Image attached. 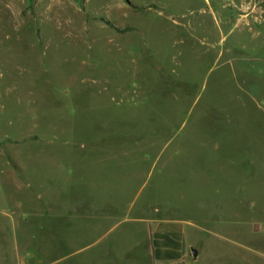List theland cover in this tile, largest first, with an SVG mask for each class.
Masks as SVG:
<instances>
[{
    "label": "rangeland",
    "instance_id": "1",
    "mask_svg": "<svg viewBox=\"0 0 264 264\" xmlns=\"http://www.w3.org/2000/svg\"><path fill=\"white\" fill-rule=\"evenodd\" d=\"M247 87L264 98V0H0V264H137L157 215L201 245L185 264H264L230 199Z\"/></svg>",
    "mask_w": 264,
    "mask_h": 264
},
{
    "label": "crops",
    "instance_id": "2",
    "mask_svg": "<svg viewBox=\"0 0 264 264\" xmlns=\"http://www.w3.org/2000/svg\"><path fill=\"white\" fill-rule=\"evenodd\" d=\"M256 93L259 94L253 87H247L245 99L240 100L239 103L241 111L235 108V111H232L233 115L229 114L226 118L228 131L232 136L227 142L228 150L234 155L233 158H241L237 169L242 173L241 180L236 181L233 185L237 190L236 196L233 195L230 199L233 201L234 198H240V194L248 199L251 196L250 209L247 208L260 214L258 218L260 219V230L264 231V100H262L264 98L261 99ZM240 126L241 132L238 130ZM220 147L221 140L217 139L214 147L215 153L220 151ZM15 168H9L5 173L7 183L13 185L19 183V179H21V166L17 163ZM229 186L232 187V184ZM5 201V204H13L12 208L8 207L10 213L12 210H17V215L20 217L21 196L7 198ZM72 214L70 212L68 215L73 216L74 219L75 215ZM85 216L89 219H96L90 215ZM76 217H84V215L79 213ZM97 219L108 220L109 218L107 215H102ZM137 220L144 225L143 230L146 233L148 244L147 246L144 243L142 247V241H135L138 250L146 251V255L144 252V256L137 255L133 258L137 264L145 262L147 264H185L189 259H197L200 256L201 245H199V251L196 250L197 256L194 258L191 254L193 246L185 241V221L159 215L155 217L142 216ZM255 227L256 224H254ZM213 235L220 234L213 233ZM243 235L242 231L241 236L243 237ZM241 246H244V243H241Z\"/></svg>",
    "mask_w": 264,
    "mask_h": 264
},
{
    "label": "water",
    "instance_id": "3",
    "mask_svg": "<svg viewBox=\"0 0 264 264\" xmlns=\"http://www.w3.org/2000/svg\"><path fill=\"white\" fill-rule=\"evenodd\" d=\"M191 254H192V256L195 258V257L197 256V252H196V250H195V249H192V250H191Z\"/></svg>",
    "mask_w": 264,
    "mask_h": 264
},
{
    "label": "bare ground",
    "instance_id": "4",
    "mask_svg": "<svg viewBox=\"0 0 264 264\" xmlns=\"http://www.w3.org/2000/svg\"><path fill=\"white\" fill-rule=\"evenodd\" d=\"M122 8V7H121Z\"/></svg>",
    "mask_w": 264,
    "mask_h": 264
}]
</instances>
